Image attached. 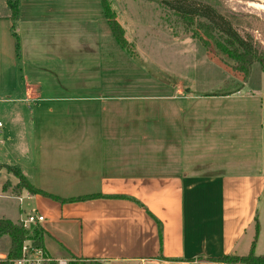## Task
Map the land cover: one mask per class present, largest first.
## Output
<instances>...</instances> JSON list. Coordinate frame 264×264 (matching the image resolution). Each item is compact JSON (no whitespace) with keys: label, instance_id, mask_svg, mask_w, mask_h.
<instances>
[{"label":"crops","instance_id":"1","mask_svg":"<svg viewBox=\"0 0 264 264\" xmlns=\"http://www.w3.org/2000/svg\"><path fill=\"white\" fill-rule=\"evenodd\" d=\"M90 1L19 0L16 20L5 5L0 121L6 139L20 124L28 146L12 149L23 155L20 170L33 187L61 199L98 197L62 203L16 191V177L0 180L1 198L31 194L0 218L43 215V247L74 264H231L211 259L246 256L253 245L264 254V167L254 168L255 157L230 162L241 148H192L197 132L209 129L203 122L220 121L217 137L230 138L234 116L212 110L211 101L233 94L197 100L188 85L162 84L169 103L126 93L123 79L109 78L108 49L120 45L98 0ZM217 153L219 169L210 162Z\"/></svg>","mask_w":264,"mask_h":264},{"label":"rangeland","instance_id":"2","mask_svg":"<svg viewBox=\"0 0 264 264\" xmlns=\"http://www.w3.org/2000/svg\"><path fill=\"white\" fill-rule=\"evenodd\" d=\"M161 1L163 0H109L117 20L125 30L126 39L134 45L137 52L134 59L120 47L115 50L109 48L108 52L113 56V59H109V78L116 81L123 79L121 82H124L122 84L126 93L130 90L131 95L137 94L139 98L164 99L169 103L174 100L166 95L169 94L167 91L162 92L165 95L160 94L162 84L167 86L178 84L182 90L188 85L190 92L188 95L195 96L197 100L215 94H233L228 101H211L212 110L221 113L225 111L227 115L234 116L231 121L233 126L226 129L231 135L230 138L223 141L217 137L216 132L221 127L220 121H207L206 124L203 122L202 124L209 129L206 133L197 132L192 140V148L196 153L214 144L218 147L215 148L216 151H220V146L224 144L228 145L229 150L241 148L238 157L227 156L230 162L237 158L243 161L248 157H255L257 163L254 168L262 169L264 167V71L260 64L255 63L249 79L244 80L242 75L231 68L233 61L217 51L213 42L204 35V31L198 29L195 31L199 19L196 18L194 25L188 27L178 12L161 4ZM90 2L93 3L91 5L95 3L94 0ZM98 2L101 6V0ZM263 2L264 0L262 2L260 0H196L194 3V0H187L182 4L201 10L204 8L200 5L209 4L223 15H234L233 26L237 32L246 39H253L254 45L264 53ZM5 5H7L6 1L0 0V16L6 12ZM198 37L211 42V45L205 47ZM2 109L0 106V119ZM208 110L209 108L206 107L203 113L206 114ZM19 125L17 124L18 128H9L13 133L8 139L0 133V164L25 169L23 155L15 154L12 149L15 143L19 147H14L19 148L20 151H24L28 146L23 131L19 132L21 127ZM231 144L234 145L231 147ZM150 156L147 155L148 161ZM191 158L197 159L198 156L193 154ZM221 158L217 153L210 161L211 167L217 166L219 169L218 166L222 165ZM224 167V171H229ZM9 172H1L0 180H13L16 176ZM17 205L18 202L15 200L0 197V210L14 213ZM258 209L262 218L264 192ZM10 246L9 236L0 237V253L8 251L9 254Z\"/></svg>","mask_w":264,"mask_h":264},{"label":"trees","instance_id":"3","mask_svg":"<svg viewBox=\"0 0 264 264\" xmlns=\"http://www.w3.org/2000/svg\"><path fill=\"white\" fill-rule=\"evenodd\" d=\"M5 1L11 11L12 19H18L19 0ZM186 2L187 0H163L160 3L166 5L171 10L178 12L185 22V25L188 27H192L194 25L196 18L199 19V24L197 25L195 31H204V35L213 42L217 51L222 56H226L233 61L231 68L236 73L242 75L244 80L249 79L253 65L255 63L260 64L262 70L264 71V53L254 45L253 39H246L237 32L233 26L235 23L234 15H223L216 8L209 4L202 3L203 5L200 6L204 8L203 10L194 8L188 4H182ZM195 2L196 0H194V3ZM101 7L117 43L124 51H126L132 58L135 59L137 53L136 49L134 45L126 39L125 30L121 23L117 20L116 13L112 9L109 0H101ZM195 35L197 36V34ZM198 39L205 47H209L211 45V42L204 40V38L198 37ZM7 169L18 179V184L15 187L16 191L26 189L32 194H43L62 203L85 201L92 197H98L83 196L71 199H61L33 187L19 168L7 166ZM256 228L259 230L258 222L256 224ZM2 236L10 237L11 248L9 250L7 259L0 261V264H13L12 260L18 257L21 252L23 242L26 238V232L21 226L17 225L11 220L0 218V237ZM211 260L231 264H264V254L257 255L253 245L251 251L246 256L226 255L221 258H213Z\"/></svg>","mask_w":264,"mask_h":264},{"label":"built area","instance_id":"4","mask_svg":"<svg viewBox=\"0 0 264 264\" xmlns=\"http://www.w3.org/2000/svg\"><path fill=\"white\" fill-rule=\"evenodd\" d=\"M4 125L0 121V133ZM15 199L22 208L26 200L31 199V194L16 195ZM45 221V217L37 212L23 213L20 215L17 225L26 232L21 252L18 257L12 260L13 264H74V261L53 257L42 245L39 232L40 225ZM1 258L0 261L6 260Z\"/></svg>","mask_w":264,"mask_h":264},{"label":"bare ground","instance_id":"5","mask_svg":"<svg viewBox=\"0 0 264 264\" xmlns=\"http://www.w3.org/2000/svg\"><path fill=\"white\" fill-rule=\"evenodd\" d=\"M261 2H262V0H260ZM253 3H255V2H253ZM259 3V2H258ZM264 3V2H263ZM259 5H260V3H259ZM259 8V7H258ZM264 9V8H263Z\"/></svg>","mask_w":264,"mask_h":264}]
</instances>
